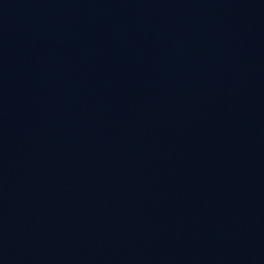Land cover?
Here are the masks:
<instances>
[{"label":"water","instance_id":"water-1","mask_svg":"<svg viewBox=\"0 0 264 264\" xmlns=\"http://www.w3.org/2000/svg\"><path fill=\"white\" fill-rule=\"evenodd\" d=\"M0 264H264V0H0Z\"/></svg>","mask_w":264,"mask_h":264}]
</instances>
